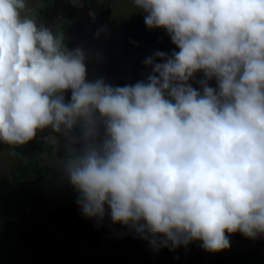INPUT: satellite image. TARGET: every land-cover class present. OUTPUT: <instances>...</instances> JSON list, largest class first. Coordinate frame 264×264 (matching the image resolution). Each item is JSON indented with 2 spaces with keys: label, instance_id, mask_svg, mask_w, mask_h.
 I'll return each instance as SVG.
<instances>
[{
  "label": "clouds",
  "instance_id": "clouds-1",
  "mask_svg": "<svg viewBox=\"0 0 264 264\" xmlns=\"http://www.w3.org/2000/svg\"><path fill=\"white\" fill-rule=\"evenodd\" d=\"M132 2L178 50L121 86L89 79L84 50L22 15L27 0H0V143L55 133L82 216L153 251L264 237V0Z\"/></svg>",
  "mask_w": 264,
  "mask_h": 264
},
{
  "label": "rangeland",
  "instance_id": "rangeland-1",
  "mask_svg": "<svg viewBox=\"0 0 264 264\" xmlns=\"http://www.w3.org/2000/svg\"><path fill=\"white\" fill-rule=\"evenodd\" d=\"M22 15L35 17L40 23L51 27L54 34L63 33L64 39L75 41L73 48L81 47L85 52L89 79H94L97 76H103L107 80L108 75L106 73H102L101 68L107 65L108 62L106 54L109 55L110 53L112 56V66L118 75L107 81L114 85L121 86L136 82L133 67L136 66L138 60L151 55L143 50L138 51V54H126L125 51H121V46L119 45L121 44V38L118 34L121 29V22L125 20L129 23H134L140 22V19H142V30H140L139 33L132 38L133 41H139L140 39L151 40V33L166 32L163 29L149 30L144 24V13L135 7L132 0H27V6ZM74 22H76L77 28ZM105 29L107 30L106 32H104ZM75 35H79L81 40L78 41V39L75 38ZM167 41L171 40L168 39ZM173 49L176 48L170 49L168 53L170 54ZM119 56L126 58L125 60L118 61ZM92 57L95 58V62L90 64L88 61ZM150 71L151 70L146 71L141 79H145ZM202 75V72L196 73L195 80L201 79ZM192 83L193 87H200L198 83H195L194 81H192ZM209 85L211 87H216V80L212 79L209 81ZM65 95L66 100L69 99L70 91H68ZM35 139H37V142L45 141L46 144L53 146L52 152L46 151L41 155L42 159L40 161V166L47 168L48 177L46 176L43 180H41L39 186L42 192L51 188H57V191L50 195L51 197L49 198L48 203L42 199V201L39 202L40 206L38 208L39 212H45L44 221L48 224H52L57 221V218L53 220V218H47L46 216L47 214L50 215L52 213L53 205H55L56 202L63 204L66 182L62 181L61 174L58 170L65 156H59L58 154L57 148H59V144L61 143L57 139L55 133H52L49 130L38 132ZM27 162L28 158H24L21 161L12 149L7 148L2 143L0 144V197H14L15 191L19 185L12 182V171L16 169L17 165L26 164ZM75 200V198L71 197L67 203L69 205H73L74 209H68L66 211L65 207L62 205L59 206L60 210L56 212L57 216H63L64 213L69 217L73 216L75 214V208L76 211H78L79 208L75 203ZM30 209L31 207L27 204L25 215L23 214L24 212L21 213L22 220L19 223H15L12 218L3 216V214L0 215V262L3 258L1 250L5 246H11L17 250L19 258L18 264H22L24 261H26V264L33 262L34 252L32 249L34 247L30 244L31 239H29V236L25 234L28 230V223H25L27 222L25 218L29 215V213H31ZM33 214L34 215H32L28 220L30 225H32L31 223H33V221H36L35 213ZM14 217L15 214H13V218ZM108 218L109 217H106L104 219L101 223L102 226L97 224V222L91 225V219L85 218L86 226L84 225L83 229L87 231L89 225L92 226L88 235L82 234L80 229L73 231L71 253L68 254L67 250L63 249L60 250V254L61 251H64V254L66 255L65 257H60V254H57L55 257L50 259L52 255H47L45 258V264H73L72 262L76 259V257L84 258V254L87 256L82 243L86 240H90L91 242L94 238L97 243H104V248H106L105 252L111 255L115 254V247L120 248V244H127L126 249H128L129 245L132 243L134 251L126 254L127 257L135 255L136 257L142 258L145 254L144 248L148 246V243L136 236L135 233L132 236V232L128 238L121 235L116 236V233H113V245L109 243L110 239H105L107 233L105 226L107 225V222L108 226L112 228L111 222ZM68 222V219L63 216L62 219L56 223V227L61 228ZM75 222L76 227H80L82 224L81 220H77ZM120 228L124 230L127 229L122 226H120ZM28 233L30 232L28 231ZM229 238L230 247L218 253L206 252L199 245L198 257H200V261L197 264H200V262L201 264H207L210 256L214 257V264H227L228 260L233 259L238 254L247 252L248 250L255 249L264 252V237H260L256 240H250L246 237ZM184 250H187V248ZM161 251H166V253H168L167 248L160 249L158 252ZM179 251L180 255L181 253L183 254L181 248ZM96 255L97 251L95 250L90 253L92 258L96 257ZM126 255H123V258H125ZM38 260L39 259H36L37 262ZM167 261L169 260L166 258L161 261V263L163 262L165 264ZM177 261L181 263L183 261V257H180ZM189 264H191V262H189Z\"/></svg>",
  "mask_w": 264,
  "mask_h": 264
},
{
  "label": "flooded vegetation",
  "instance_id": "flooded-vegetation-1",
  "mask_svg": "<svg viewBox=\"0 0 264 264\" xmlns=\"http://www.w3.org/2000/svg\"><path fill=\"white\" fill-rule=\"evenodd\" d=\"M53 4H54V1H53ZM140 21H142V19H140ZM76 22H74V24H75V26L77 28ZM138 23H140V22H138ZM141 28H142V25H141L140 29ZM106 31L107 30L105 29L104 32H106ZM120 31H121V29H120ZM118 34H119V37L121 38V40H120L121 44H119L121 46L120 49H121L122 52L125 51L126 54H129V53L130 54H138V52L136 53L134 51H130L129 50V46L134 44V43L136 44V43H140V42L144 43L147 46L149 45V46H151L153 48L157 47V49L151 48L150 50H146V49H140L139 50V51H141V50L146 51V52H148L150 54H152L156 50H160V51H164V52L168 53L170 51V49L176 48V46L171 41H167L168 39L169 40H171V39L167 35L166 32L158 33V34H162L163 35V37H164L163 42H159V38L157 36H154V34H156V33H151V37H152L151 40L150 39H148V40L140 39L139 41H133L132 38H134V36H132L129 39L125 40L120 35V32ZM75 38H77L78 41L81 40V37L79 35H75ZM74 44H75V41H74ZM115 48H118V47H115ZM106 57H107V62L110 63L111 67L113 68L111 54L110 53H109V55L106 54ZM125 58H123V56L122 57L119 56V60L118 61L125 60ZM143 59H145V58H143ZM143 59L138 60L137 63L139 61L142 62ZM108 63H107V65L105 67L108 66ZM148 70H151V68L149 67ZM148 70H146V71H148ZM146 71H145V73H146ZM134 77H135V72H134ZM135 81H136V79H135ZM35 140L37 141V139H35V138L32 141H30L31 146L34 143V146L36 147ZM42 142L45 143V141H42ZM32 148H33L32 150L34 152V150L37 147L36 148L32 147ZM61 148H62V146H61V144H59V148H57L58 154H59V150H62ZM63 153H65V152L63 151ZM21 157H22V159L26 158L25 156H21ZM36 180H37V178L34 179V181H36ZM40 181H39V183H40ZM12 182H13V179H12ZM30 187H31V185H30L29 181L26 182L25 188L29 189ZM38 190H39L38 195L32 196V198H25L23 201L16 195H14L13 198L12 197H4V198L16 199V200L19 199V201H21V203H20L19 207L14 209V210L7 211V209H4L3 211H0V215L3 214V216H7V217L12 218L15 223H19L22 220V218H21L22 214L21 213L24 212L23 214L25 215L26 205L29 204V206L31 207V209H30L31 213H29V215L26 216V218H25L27 220V222H25V223H28V226H27L28 230H27V232L25 234L29 236V239H31L30 244H31L32 247H34L32 249V251L34 252V256H33V260H32L33 262H31L30 264H45V262H46L45 258L47 257V255H56L59 250H62V249H65V248L71 249L73 231H77L78 229H80L82 231V234L88 235V233L90 232V229L92 228L91 225L96 222L94 220H91V225H89V227H88V229L86 231L85 229H83L84 225L86 226L85 218H84V216H82L80 209L78 208V211H76V208H75V214L73 216L69 217L67 214H65V213L63 214V216H65L68 219V221H69L63 227H65L67 224L73 223V227L68 232H66L67 237L70 239L67 242V246L58 244V243H56L54 241H52L53 243H49L48 242V234H47V231H46V227L47 226H56V223L59 222L60 219H62L63 216H60V217L57 216L56 212H58L60 210V207H56V203H55V205H53V208H52V213L50 215L47 214L46 217L47 218L48 217L53 218V220L57 218L56 219L57 221H55L52 224H48V223H46L44 221V218H45L44 213L45 212H39V210H38V208L40 206L39 202L42 201V199H43L45 202L48 203V200H49V198L51 196L49 198L44 197L45 193L48 190L42 192L40 187H39ZM72 198H74V197H72ZM46 205H48V204H46ZM65 209H66V211L68 209L71 210V209H74V206L70 204L69 207L65 208ZM33 213H35L36 221L35 222L33 221V223H31L32 225H30L28 220L30 219V217L32 215H34ZM13 214H15L14 218H13ZM108 219L111 222L110 217ZM77 220H81L82 221V224H81L80 227H76V222L75 221H77ZM99 225H101V223ZM111 225H112V228H110L108 226V222H107V225L105 226V228L107 230L105 239L106 240L110 239L109 243L111 245H113V239H112L113 233L114 234L116 233V236L121 235V236H125L126 238H128L131 235V233H132V232H128L127 229H125V230L121 229L120 226H122V225H120V224H112V222H111ZM63 227H61V228H63ZM122 227H124V226H122ZM61 228H58V229H61ZM28 231L30 233H28ZM133 234H134V232L132 233V236H133ZM114 238H115V235H114ZM36 241H39V242H36ZM82 244H83V248L86 251L87 256L84 254V258H77L76 257V259H74L73 262H72L73 264H148V263L149 264H160L161 261H163L166 258L169 260V261L166 262L167 264H189V262H191V264H193V263L197 264L200 261V257H198V254H199L198 253V248H199L200 244H199L198 241L189 244L188 247H187V250H184L185 249L184 247H180L182 249V251H183V254L181 253V255H180V251H179L180 248H178L175 251H169L168 250V253H166V251H161V252L153 251L148 245V246H146L144 248L145 254L143 255L142 258L141 257H136L135 255L134 256L130 255V256L127 257L126 254L131 253V251H134V246L132 245V243L129 245L128 249H126L127 244H124V243L120 244V248L115 247L114 249L116 250V252H115L114 255L106 253L105 252L106 248H104L105 244L104 243H102V244L97 243L95 238L92 239L91 242H90V240L89 241L86 240ZM5 248H9V249L15 251L16 255L14 257L12 256L13 264H18L19 258H18L17 250L15 248L11 247V246H5L2 250H4ZM2 250H1V254H2L3 258L1 259L0 264H2V260L5 258V254L3 253ZM94 250L97 251V255H96V257L92 258L90 256V253L92 251H94ZM192 250H194V252H192ZM62 255L64 257L66 256L64 253ZM123 255H126V257L123 258ZM180 257H183V261L181 263H179L177 261ZM36 259H39L38 262L36 261ZM24 263L26 264V261H24L22 264H24ZM161 264H164V263L162 262ZM200 264H201V262H200ZM207 264H214V257L213 256H210V258L207 261Z\"/></svg>",
  "mask_w": 264,
  "mask_h": 264
},
{
  "label": "trees",
  "instance_id": "trees-1",
  "mask_svg": "<svg viewBox=\"0 0 264 264\" xmlns=\"http://www.w3.org/2000/svg\"><path fill=\"white\" fill-rule=\"evenodd\" d=\"M141 22L142 21H140V23L138 22L129 23L125 20L121 22L120 35L122 36V38L127 40L132 36L135 37L141 30L140 29ZM154 36H157L159 38V42H163L164 37L162 34L156 33L154 34ZM64 43L67 45L69 49L74 47L73 40L64 39ZM151 48L153 47L149 45L147 46L141 42L136 43V44L134 43L129 46V50L134 51L136 53L140 49L150 50ZM153 49H157V47H154ZM88 62L90 64H93L95 62V58L94 57L90 58ZM149 67L150 66H145L143 61L142 62L139 61L136 64V66L133 68L135 72L136 81L141 79V77L144 75L145 71L149 69ZM101 72L104 74L106 73L108 75L107 80H110L113 77H116L118 75L114 71V69L111 67L110 63H108L107 67L101 68ZM4 145L7 148L12 149L13 152L16 154V156L19 158V160L22 161L21 156H25L26 158H28V162L26 164L17 165L16 169L13 170L12 172L13 182L19 185V187L17 188L15 192L16 193L15 195L18 196L22 201L25 198H32V196L38 195V192H39L38 189L40 187L39 181L44 179L48 174L47 168L40 166V161L42 159L41 155L45 153L46 151L52 152L53 146L48 145L43 142H37L36 140H35V145L37 148L34 146V143L31 146L30 142L24 145H17V146H10L7 144H4ZM32 147L36 148L34 152L32 150L33 149ZM59 156H65V153H63L62 150H59ZM35 178H37L36 181H34ZM28 181L31 185L29 189L25 188V184ZM65 189L66 190L63 196V204H59L58 202H56V207H59L62 205L63 207L68 208L69 204L67 203L69 202V199L71 197H74L76 199V193L71 188V186L68 185L67 183L65 185ZM56 191H57V188H51L45 193L44 197L49 198L50 195ZM20 203L21 201H19V199L16 200V199L0 197V211H3L4 209H7V211L14 210L19 207ZM72 227H73V223L67 224L65 227L61 229H58L56 226H47L46 231L48 234V242L53 243L52 241H54L58 244L67 246V242L70 239L67 237L66 232H68ZM225 234L229 237H244L239 232L234 233V234H229L226 232ZM65 250H67V253H71V249L65 248ZM2 251L5 254V258L2 260V264H13L12 256L14 257L16 255L15 251L9 248H5ZM192 252H194V250H192ZM63 253L65 252L61 251V254H60V250H59L57 254H60V257L61 256L63 257L62 255ZM52 257H55V255H52L51 259ZM227 264H264V252L258 251L255 249L248 250L247 252L240 253L235 258L228 260Z\"/></svg>",
  "mask_w": 264,
  "mask_h": 264
}]
</instances>
